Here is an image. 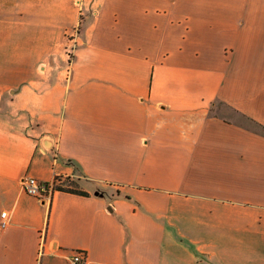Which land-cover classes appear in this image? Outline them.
Returning a JSON list of instances; mask_svg holds the SVG:
<instances>
[{
	"label": "crops",
	"instance_id": "1",
	"mask_svg": "<svg viewBox=\"0 0 264 264\" xmlns=\"http://www.w3.org/2000/svg\"><path fill=\"white\" fill-rule=\"evenodd\" d=\"M2 213L0 264H264V0H0Z\"/></svg>",
	"mask_w": 264,
	"mask_h": 264
},
{
	"label": "built area",
	"instance_id": "2",
	"mask_svg": "<svg viewBox=\"0 0 264 264\" xmlns=\"http://www.w3.org/2000/svg\"><path fill=\"white\" fill-rule=\"evenodd\" d=\"M57 184L42 183L32 178L22 180V188L26 195L31 196L42 203H49L54 191H56ZM6 214H1L0 229L6 226ZM87 255L84 251H74L68 261V264H86Z\"/></svg>",
	"mask_w": 264,
	"mask_h": 264
},
{
	"label": "rangeland",
	"instance_id": "3",
	"mask_svg": "<svg viewBox=\"0 0 264 264\" xmlns=\"http://www.w3.org/2000/svg\"><path fill=\"white\" fill-rule=\"evenodd\" d=\"M80 18H83V16H80ZM80 28H81V26L78 25L77 28H76V32H79ZM72 58H73V56H72L71 52H67V53L63 54V56H61V64H62V66L64 65L66 67L68 64H70ZM65 185L69 186V187H74V183L70 182V181L69 182H65ZM57 187H60V186H57Z\"/></svg>",
	"mask_w": 264,
	"mask_h": 264
},
{
	"label": "trees",
	"instance_id": "4",
	"mask_svg": "<svg viewBox=\"0 0 264 264\" xmlns=\"http://www.w3.org/2000/svg\"><path fill=\"white\" fill-rule=\"evenodd\" d=\"M56 191L76 194V195H79V196H86V193H84V192L76 191V190H70V189H65V188H62V187H56Z\"/></svg>",
	"mask_w": 264,
	"mask_h": 264
}]
</instances>
